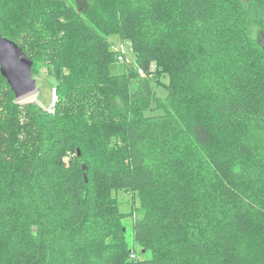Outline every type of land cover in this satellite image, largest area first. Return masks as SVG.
I'll return each instance as SVG.
<instances>
[{
  "label": "trees",
  "instance_id": "16d2710c",
  "mask_svg": "<svg viewBox=\"0 0 264 264\" xmlns=\"http://www.w3.org/2000/svg\"><path fill=\"white\" fill-rule=\"evenodd\" d=\"M77 2L0 0L57 82L48 111L0 71V264H264V0Z\"/></svg>",
  "mask_w": 264,
  "mask_h": 264
},
{
  "label": "rangeland",
  "instance_id": "374dc122",
  "mask_svg": "<svg viewBox=\"0 0 264 264\" xmlns=\"http://www.w3.org/2000/svg\"><path fill=\"white\" fill-rule=\"evenodd\" d=\"M78 5L77 7L83 10L87 5V0H77ZM108 36L110 42L112 43V48L114 50H120L124 52L125 58L122 61L117 62L115 65L111 67L112 72L117 74L119 72L124 71L126 67L135 66L136 65V55L132 49V44L129 39H123L122 36L119 34L118 31H113ZM35 79H37V90L32 94L24 96L20 99H17L20 104H27V103H35L40 105L42 108L48 111H54V107L57 101V94H56V79L52 76L49 68L46 65H42L40 69H38V74L34 75ZM163 81H168V79L164 78ZM159 96H164L166 94L165 89L162 85L157 88ZM31 96H35L34 99H30ZM118 201H119V208L123 212H130L132 211L133 206H138L140 204L139 197L135 195L134 197L126 191H120L117 194ZM134 217L139 215L138 211L133 210ZM132 218L129 217L128 220V236L132 238ZM135 253V252H132ZM131 253V254H132ZM136 254V253H135ZM131 259L137 260L135 257L130 256Z\"/></svg>",
  "mask_w": 264,
  "mask_h": 264
},
{
  "label": "water",
  "instance_id": "95a60500",
  "mask_svg": "<svg viewBox=\"0 0 264 264\" xmlns=\"http://www.w3.org/2000/svg\"><path fill=\"white\" fill-rule=\"evenodd\" d=\"M32 66L33 60L23 48L0 32V71L17 99L37 90Z\"/></svg>",
  "mask_w": 264,
  "mask_h": 264
},
{
  "label": "built area",
  "instance_id": "2783aa9c",
  "mask_svg": "<svg viewBox=\"0 0 264 264\" xmlns=\"http://www.w3.org/2000/svg\"><path fill=\"white\" fill-rule=\"evenodd\" d=\"M120 60H123L124 59V57H123V55H119V57H118ZM142 72V71H141ZM132 257H135V255L134 254H132Z\"/></svg>",
  "mask_w": 264,
  "mask_h": 264
},
{
  "label": "bare ground",
  "instance_id": "6f19581e",
  "mask_svg": "<svg viewBox=\"0 0 264 264\" xmlns=\"http://www.w3.org/2000/svg\"><path fill=\"white\" fill-rule=\"evenodd\" d=\"M34 98H35V96H31V97H30V99H34Z\"/></svg>",
  "mask_w": 264,
  "mask_h": 264
}]
</instances>
